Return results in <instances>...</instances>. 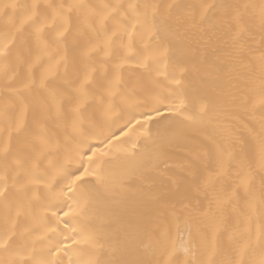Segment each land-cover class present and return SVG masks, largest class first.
Returning <instances> with one entry per match:
<instances>
[{"label":"snow or ice","instance_id":"snow-or-ice-1","mask_svg":"<svg viewBox=\"0 0 264 264\" xmlns=\"http://www.w3.org/2000/svg\"><path fill=\"white\" fill-rule=\"evenodd\" d=\"M0 264H264V0H0Z\"/></svg>","mask_w":264,"mask_h":264}]
</instances>
